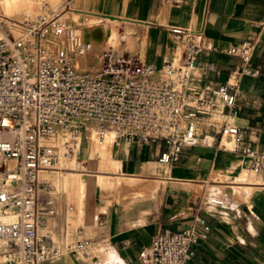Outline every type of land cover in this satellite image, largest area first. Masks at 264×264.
<instances>
[{"label":"built area","instance_id":"2783aa9c","mask_svg":"<svg viewBox=\"0 0 264 264\" xmlns=\"http://www.w3.org/2000/svg\"><path fill=\"white\" fill-rule=\"evenodd\" d=\"M75 17L0 14V264L98 259L90 238L59 242L40 233L46 214L41 195L52 189L41 175L57 170L61 157L82 165L83 138L99 146L160 143L159 160L170 165L187 149L215 146L250 158L254 173L264 171V146L233 122L241 113L243 78L259 74L250 63L264 40V20L254 24L255 35L223 49L239 65L226 82L213 85L201 80L220 73L214 61L200 59L202 32L176 29L179 55L157 67L106 46L104 27L92 14ZM210 231L200 214L182 231L165 228L140 252L142 263L188 264Z\"/></svg>","mask_w":264,"mask_h":264},{"label":"crops","instance_id":"0c3cea01","mask_svg":"<svg viewBox=\"0 0 264 264\" xmlns=\"http://www.w3.org/2000/svg\"><path fill=\"white\" fill-rule=\"evenodd\" d=\"M23 8L36 15L92 14L106 34L119 36L112 44L107 36L106 46L157 67L179 55L176 29L202 32L206 49L200 59L214 61L220 73L211 71L201 80L213 85L226 82L239 65L223 49L255 35L254 24L264 20V0H0V14L12 19L22 17ZM97 30L95 37L102 39ZM250 68L259 74L243 78L241 113L233 122L254 144L264 146V40L258 41ZM109 146L110 170L98 177L113 190H104L90 177L91 161L85 156L84 178L68 172L63 179L78 180V189L69 190L77 194L76 202L78 194L86 193L81 209L69 201L65 187L57 188L51 180L52 189L41 195L46 214L40 233L59 242L90 238L97 244L98 259L64 256L48 264H143L140 252L157 234L165 228L182 231L197 214L211 231L188 264H264V171L254 173L250 158L199 144L170 165L159 160L164 150L160 143ZM94 157L101 163L98 152ZM210 197L223 204L210 203Z\"/></svg>","mask_w":264,"mask_h":264},{"label":"rangeland","instance_id":"374dc122","mask_svg":"<svg viewBox=\"0 0 264 264\" xmlns=\"http://www.w3.org/2000/svg\"><path fill=\"white\" fill-rule=\"evenodd\" d=\"M25 12H29V13L35 14L33 9H31V8H29V9L23 8L21 10V14H23ZM6 13L9 14V15H12L13 14V10L6 11ZM70 16L71 15H66L65 18H67L68 20H74L76 18L75 16H72V17H70ZM15 18L20 19L21 15L16 16ZM99 33H101V36L99 38L103 37L104 33L101 32V31H99ZM107 36L111 40V42L109 44H112L114 41H115V43H117L118 40H119V36H118V34L115 31H111V33L110 32L107 33ZM89 141L90 140L88 138H83L82 145H81V150H80V153L78 154V156L82 157L81 158V161H82L85 158V151H87V150L90 151L91 150L93 157H94V154H96L98 152L100 154V157L103 158V160L101 161V163L97 162L98 163V167L97 168H93V167H91V165H89V167H87L88 170L93 171L90 174V177L95 178V179L97 178L98 181L96 182V184L99 187H102L104 190H113L114 189L113 186H108L107 183L103 182V178H99L98 177L99 174H105L104 171H109L110 170V167L108 166V164L104 163V158L105 157H111V153H110L111 146H109V145L99 146L95 141H90L91 142V144L89 145L90 149L88 148L87 150H85L83 146H84V144L86 142H89ZM64 159H65L64 157H61V159L59 161V164H58L59 168L57 170H53L51 172L42 173L41 176L44 178V175H45V179L51 180L53 185L55 187H57V188L65 187L64 189H65V191L68 194L69 201H71L73 205H75V206H77L78 208L81 209L83 207V200L85 198L86 193L78 194V196H79V203H78V202H76L77 201V194L70 193L69 190L78 189V185L79 184H78V180L77 179L84 178L82 170H84L85 168L83 167V165L79 164V161H77L75 158L67 159V160L66 159L64 160ZM65 163H67V164H65ZM68 172L73 173V175H76V176H74L75 178H77L76 181H74L73 180L74 178H72L71 181H69L67 183H64L63 179H64L65 176H67ZM47 175H50V176H47ZM62 183L67 185V186L62 185ZM81 215H82V213L80 212V216Z\"/></svg>","mask_w":264,"mask_h":264},{"label":"bare ground","instance_id":"6f19581e","mask_svg":"<svg viewBox=\"0 0 264 264\" xmlns=\"http://www.w3.org/2000/svg\"><path fill=\"white\" fill-rule=\"evenodd\" d=\"M71 19V18H70ZM97 35H98V37H100L101 36V33H99V31H98V33H97ZM89 149H90V147H89ZM100 149V148H99ZM101 152V151H100ZM102 153V152H101ZM85 156H88L89 158H90V164H91V167H93V168H97L98 167V163H97V161H96V158H94L93 157V155H92V152H91V150L90 151H85ZM65 160V159H64ZM67 160V159H66ZM103 160V158H101V161ZM111 160H112V158L111 157H105L104 158V163H107V164H109L110 162H111ZM117 162V161H116ZM65 164H67V163H65ZM116 164V163H115ZM119 166V165H118ZM117 166V167H118ZM70 167V166H69ZM117 169V168H116ZM47 176H50V175H47ZM54 177V176H53ZM71 177V176H70ZM47 178V177H46ZM44 179H45V175H44ZM70 180V179H69ZM68 180V181H69ZM86 180V179H85Z\"/></svg>","mask_w":264,"mask_h":264},{"label":"water","instance_id":"95a60500","mask_svg":"<svg viewBox=\"0 0 264 264\" xmlns=\"http://www.w3.org/2000/svg\"><path fill=\"white\" fill-rule=\"evenodd\" d=\"M98 31H101V30H100V29H98V30H97V32H98ZM101 32H102V31H101Z\"/></svg>","mask_w":264,"mask_h":264}]
</instances>
